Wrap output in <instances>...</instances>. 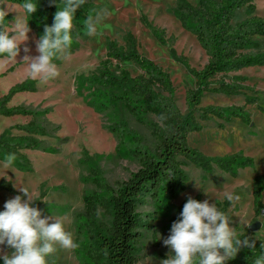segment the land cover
<instances>
[{
    "label": "rangeland",
    "instance_id": "obj_1",
    "mask_svg": "<svg viewBox=\"0 0 264 264\" xmlns=\"http://www.w3.org/2000/svg\"><path fill=\"white\" fill-rule=\"evenodd\" d=\"M196 5L199 0H187ZM95 5L92 12L107 9L111 15L101 28L99 37L78 39V46L71 45V59L65 61L56 59L54 63L59 70V76L41 84L26 75L28 62L25 56L35 57L36 42L40 39L38 32L30 27L29 14H26L20 4L9 0H0V10L6 11L12 17L11 26L16 17L28 22L30 31L28 39L19 48V55L15 60L6 57L0 59V100H3L16 88H26L18 92L7 103L8 109L24 108L29 111H42L43 117L32 115L3 116L0 114V138L8 131L12 136H29L27 129L36 121L49 125L46 136H36L44 142V147L24 149L23 153L31 164V170L23 171L17 165L5 168L0 160V183L6 181L11 184L13 193L9 190L0 191V212L4 211V204L9 199L23 193L20 187L28 188L36 199L32 206L40 210L42 217L62 218L65 229L76 237V218L83 212L84 197L92 192L105 196V186L116 189L136 172L140 165L135 156L136 145L119 134L115 136L113 125L119 126L120 119L125 118L128 128L139 132L145 143L152 142L150 131L141 128L134 119L121 107L116 108L117 124L109 119L110 115L98 113L88 100L86 92L78 89L79 79L89 76L106 58V43L117 41L124 46L123 37L132 33L139 42L140 53L152 60L169 73L175 88V101L183 114L188 113L186 92L195 88V80L185 68L174 58V49L178 56H185L195 69H202L208 63L205 51L196 38L185 31L181 23L172 14L177 0H87ZM255 14L264 18V0H255ZM10 9V10H9ZM145 15L157 28L164 31L166 40L175 39V44L162 45L152 35L149 29L141 23ZM246 9L240 10L233 24L247 19ZM4 31L5 27H0ZM13 33H10L12 35ZM258 41L263 43L264 36ZM25 48L29 51L26 53ZM117 64L116 62L114 63ZM122 68L128 69L133 75L141 74L131 63H121ZM247 79L246 85L253 90L247 95L257 98L254 103L246 104L244 96L226 97L219 94H206L202 100V107L217 106L224 109L231 107H245V115L250 116V124L242 116H232L228 122L218 118L211 119L204 124L200 132H193L188 136V145L206 158L217 160L233 156H242L244 160L254 161L252 167L239 169L238 177L225 173L214 167V170H201L191 163L184 166L189 176V188L172 202L162 199L160 203L153 202L149 197L144 198L139 213V233L137 255L138 264H161L174 252L164 245L163 240L170 235L173 218L177 208L188 199L201 195L202 202L208 200L210 204L226 205L225 192H232L240 196V200L230 205L227 214L231 217L230 226L239 228L244 233L253 234L260 242H264V209L256 216L253 208L252 195L253 179L264 175V66L245 68L237 73L226 76ZM222 76L218 77L219 81ZM214 88L217 85L213 86ZM156 121L154 116L149 118ZM121 128V127H120ZM121 136V137H120ZM87 157H92L90 162ZM241 161V160H240ZM103 181V182H102ZM264 205V195L262 199ZM104 213L101 214V216ZM104 217V216H102ZM261 223V229L251 232L250 227L256 222ZM50 223L54 222L49 220ZM85 238V237H84ZM14 249L6 244L0 245V257L11 255ZM83 255H77L75 250H66L57 245L55 253L47 257V264H81ZM1 264H4L2 258Z\"/></svg>",
    "mask_w": 264,
    "mask_h": 264
},
{
    "label": "trees",
    "instance_id": "obj_2",
    "mask_svg": "<svg viewBox=\"0 0 264 264\" xmlns=\"http://www.w3.org/2000/svg\"><path fill=\"white\" fill-rule=\"evenodd\" d=\"M9 1L20 5L25 3V0ZM32 2L38 7L36 12L29 15V24L41 37L45 25L53 24L55 13L63 7V0ZM254 2L255 0H199L198 4L194 5L187 0H177L176 7L171 11L173 16L185 31L196 38L208 57V63L198 70L191 66L188 58L178 56L176 51L172 50L174 58L195 80V88L186 92L187 114H183L176 104V91L170 74L140 53L139 42L130 32L123 37L124 46L108 39L106 58L89 76H82L79 79L78 89L82 93H88V100L98 113L102 114L108 110L106 114L110 115L109 119L113 124H117L116 108L122 107L139 127L150 131L152 139L151 143H145L139 132L128 128L125 118L120 119L119 126L113 125L111 132H115L116 137L121 134L137 146L135 156L140 167L116 189L100 186L101 189H105V196L94 191L84 197V209L77 215L75 226V242L79 245L76 252L79 256L83 255L81 264H138L140 259L137 250L141 236L139 210L144 198L149 197L155 203H160L162 199L167 202L176 200L189 188V176L184 170L187 163L201 170L211 171L217 167L233 177H238L237 171L240 168L245 169L254 165L253 160H244L242 156L208 159L190 147L187 142L191 133L202 131L204 124L214 118L228 122L232 116L238 115L250 124L251 118L249 114L245 115V107L204 108L201 104L208 93L226 97L244 96L246 104L257 100L247 95L246 92L253 89L246 85V78L233 76L229 82L226 81L229 74L245 68L264 66L263 43L257 40L259 36H264V18L254 15L256 10ZM94 9V3H85L75 12L71 33L72 44L79 45L77 38H89L85 34L84 22L88 15H93ZM242 9H246L248 17L234 25L233 20ZM11 20L12 17L6 15L4 24H0V27L8 26ZM141 23L160 44L165 46L175 44L174 38L167 41L165 32L157 28L145 15L141 17ZM2 58L3 56H0V59ZM121 63L133 64L141 74L133 75L128 69L122 68ZM220 76H222L220 80L216 81ZM215 85L217 87L214 88ZM26 90L13 89L7 97L0 100V114L3 116L34 114L42 118V111L7 108V103L16 93ZM162 114L167 116L165 124L170 126L168 131L161 128L158 123V117ZM151 116H154L156 121H151L149 119ZM29 128L27 129L29 136L14 137L7 131L0 138V160L4 161L8 154H15L13 165H17L23 171L31 170V164L23 153L24 149L44 147V142L36 136H46L50 126L33 121ZM85 157L92 161L93 156ZM2 190L14 192L11 184L6 181L0 183V191ZM252 195L254 212L259 216L264 209L262 202L264 175L254 177ZM194 199L202 202L201 195ZM186 202L187 200L177 208L173 222L180 218ZM217 206L227 214L230 203L226 205L217 203ZM102 213L104 217L101 216ZM235 231L241 239L244 236L250 240L255 239V250L242 248L237 256L226 261V264H254L255 259L264 254V250L261 249L262 243L253 234L244 233L239 228Z\"/></svg>",
    "mask_w": 264,
    "mask_h": 264
},
{
    "label": "clouds",
    "instance_id": "obj_3",
    "mask_svg": "<svg viewBox=\"0 0 264 264\" xmlns=\"http://www.w3.org/2000/svg\"><path fill=\"white\" fill-rule=\"evenodd\" d=\"M86 2L63 0V7L55 13L53 24L45 25L43 35L36 42L39 55L24 57V61L28 62L26 75L29 78L44 84L59 76L54 60L71 59L74 14ZM21 7L31 15L38 6L32 0H25ZM7 14L0 10V24H4ZM110 15L107 9L96 12L94 16L88 15L84 22L85 34L89 37L101 36V28ZM29 31L28 22L18 15L11 26L0 32V56L15 60L20 44L28 39ZM24 51L27 53L29 49ZM166 120L167 116L163 114L158 117L161 128L168 131L170 126L165 124ZM15 159V154H8L4 167L10 168ZM19 191L26 199L17 195L5 202V210L0 212V245L6 244L14 249L10 256L5 254L0 257L4 264H47V257L56 252L57 245L66 250H75L79 246L73 234L65 229L62 218H41L40 210L32 206L36 200L33 193L25 187H20ZM224 197L232 206L240 200V196L232 192H225ZM230 223L231 217L217 204H210L208 200L200 202L189 196L180 218L171 225L170 235L163 240L174 255H169L161 264H226L242 248L255 250L256 240L246 236L241 239ZM261 249L264 250V243ZM254 264H264V254L257 257Z\"/></svg>",
    "mask_w": 264,
    "mask_h": 264
},
{
    "label": "water",
    "instance_id": "obj_4",
    "mask_svg": "<svg viewBox=\"0 0 264 264\" xmlns=\"http://www.w3.org/2000/svg\"><path fill=\"white\" fill-rule=\"evenodd\" d=\"M261 223L259 221H256L251 227H250V231L251 232H256L259 231L261 229Z\"/></svg>",
    "mask_w": 264,
    "mask_h": 264
}]
</instances>
